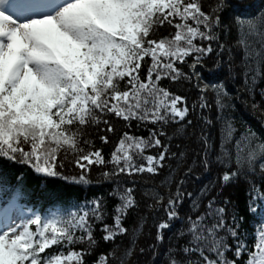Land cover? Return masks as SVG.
<instances>
[{
	"label": "snow or ice",
	"instance_id": "snow-or-ice-1",
	"mask_svg": "<svg viewBox=\"0 0 264 264\" xmlns=\"http://www.w3.org/2000/svg\"><path fill=\"white\" fill-rule=\"evenodd\" d=\"M228 7L226 0H216L207 12L202 0H0V159L28 165L48 177L60 175L57 168L68 161L81 173L64 179L82 185L90 183V166L104 168L100 175L114 181L109 195L117 200L111 225L103 223L99 198L66 214H32L19 222L0 218V264H85V256L98 244L92 221L103 225L101 239L106 243L115 245L118 236L128 233L123 220L138 204L134 183L127 186L119 177L155 176L165 167L166 158L185 156L183 151L170 153V147L172 139L187 134L192 121L183 122L190 108L184 97L163 87L162 80L198 82L200 96L191 110L199 109L205 125L212 120L204 113L216 107L222 122V150L211 157L208 134L201 130L203 151L198 163L205 171L212 163L224 169L217 177L221 188L239 178L264 176V138L251 129L237 137L233 120L221 116L238 96L233 97L223 81L204 83L196 71L207 58L219 57L225 50L220 35L231 29L221 14ZM230 7L237 33L234 46L242 52L244 89L252 93L264 81V13L249 17L239 5ZM165 25L174 31L157 37ZM182 65L189 71H183ZM260 91L264 93V88ZM208 92L213 93L211 103ZM107 115L123 120L129 128L132 121H137V127H158L148 129L147 137L124 132L106 159L102 149L85 138V129L103 123L106 128L101 131L114 132ZM170 123L179 126L177 136L165 131ZM161 137H167L168 143ZM100 140L109 143L107 135ZM154 148L158 154H148ZM192 174L193 168L188 167L184 176ZM185 182L178 181L167 196L158 188L144 193L151 201L148 209H162L167 217L156 224L158 244L163 243L172 222L181 219L179 206L185 198L192 200V212L200 208L193 193L184 190ZM250 189L259 192L254 181ZM210 191L205 186L199 196L206 197ZM252 199L264 201V192ZM228 203L225 198L223 206L217 205L212 197L204 205L206 211L187 215L183 220L187 227L177 231L176 239L187 236L188 240L178 248L169 246L165 264H237L245 256L244 264H264V221L254 230V243L249 246L240 230L243 218L226 219ZM249 211L257 209L250 204ZM142 230L143 221L134 232ZM77 244L87 247L76 249ZM229 251L234 259L229 258ZM133 252L127 247L117 258L118 264H126L125 258ZM115 256V251L101 253L93 264H110Z\"/></svg>",
	"mask_w": 264,
	"mask_h": 264
},
{
	"label": "trees",
	"instance_id": "trees-1",
	"mask_svg": "<svg viewBox=\"0 0 264 264\" xmlns=\"http://www.w3.org/2000/svg\"><path fill=\"white\" fill-rule=\"evenodd\" d=\"M216 0H202L204 11L209 10V6L214 4ZM228 8L221 14L226 25L231 29H225L228 34L220 35V43L225 45V50L221 56L215 54L207 58L203 66H198L196 71L201 73L204 83H217L223 81L227 85V91L236 99L230 101V110L222 113L221 116L227 115L230 117L237 129L236 136L238 137L245 129L254 130L261 138H264V93L260 88H264V81L260 82L258 88L249 93L244 89V80L241 75L242 52L238 47H235L237 33L235 27L232 26V9L231 5H239L241 9H245L244 15L252 17L264 13V0H226ZM174 31L169 26L159 28L156 33L157 37L168 35ZM218 61H222L218 65ZM232 61V65L229 62ZM189 62L191 59L189 58ZM183 71L188 72L187 65H182ZM146 72V66L141 71V76ZM231 73V76H230ZM234 77V78H232ZM198 82L195 79L171 82L168 79L162 80L161 85L168 88L174 94H178L186 99L190 108V112L186 120H191L192 124L187 127V134L183 138H174L171 140L170 153L185 152L183 159L166 158L165 167L159 170L158 175H134L132 177L122 175L119 180L127 186H133L134 196L138 206L131 209L126 218L123 220V225L129 231L126 235L118 236L115 245H119L117 250L112 242H104L101 237L103 235L101 228L102 224L92 221L94 226V236L98 241L97 246L91 251L90 255L85 256V264H93L101 253L115 251L116 256L112 258L110 264H118V257H121L125 249L131 246L134 249L131 257H126V264H165L167 256L166 250L170 245L177 248L184 244L188 237L185 236L180 240L176 239V233L182 227L186 228L187 224L183 223L184 218L192 214L199 215L206 211L204 205L212 197H216L217 205L223 206L225 198L230 203L226 205V219L231 220L232 216L237 219L243 218L240 222V230L247 235V243L252 246L254 243L253 232L264 221V201H253L254 195H259V192H264V176L259 174L254 175L249 179L239 178L227 187L221 188L217 177L224 171L216 163H212L211 167L205 169L198 163L203 145L199 142L201 130L208 134L210 143V156L216 157L217 152L221 151L222 143V122L218 118L217 109L213 105L210 112L204 113L211 118L212 124L205 125L200 117L199 109L191 110L194 103L198 102L200 92L196 87ZM209 102H212L213 93L208 92ZM256 108H253V105ZM114 126L115 131L108 133L101 131L106 125L101 123L98 126H89L85 129V138L93 141L94 147L102 149L105 158L107 159L113 150L116 142L124 132H130L137 136H148V129L156 128L157 125L147 124L137 127V121L131 122V128L126 126V122L112 115L105 117ZM179 126L169 124L165 126V131L168 136H177L176 129ZM107 135L109 143L104 144L100 140V136ZM164 143H168L167 137H161ZM177 145H180L178 148ZM231 147V146H229ZM159 149H151L148 154L156 155ZM63 159V157H61ZM196 161V163H194ZM143 163V161H140ZM110 167V166H108ZM188 167L193 168V174L187 177L184 176ZM232 167H235L233 165ZM104 168L90 166L88 173L90 183L87 185L77 184L64 177L79 176L81 169L75 167L73 163L64 161V166L58 167L57 171L60 175L56 177H48L43 174L36 173L31 167L25 164L17 163L7 159H0V212L8 210L12 206H20L26 214H40L42 217H47L52 213L66 214L71 211H77L82 205L87 202L99 198L103 201L102 211L104 212L103 223L111 225L113 223V208L117 203L114 196L109 195L113 191L114 181H105L100 175ZM199 177L198 179L196 177ZM166 179H171V183H167ZM181 179H185L184 190L193 193V196L200 201V208L196 212H192V200L185 198L179 206L181 219L172 222L170 229L165 231L162 244L156 243V224L167 219L164 211H150L147 207L151 201L144 195L145 191L150 188H158V191L167 196L176 189V183ZM254 181L259 192L250 189V182ZM162 182H165L162 185ZM208 186L211 191L208 196L201 198L200 190ZM166 203V200H165ZM253 205L257 211L255 213L249 211V205ZM143 221L142 232H134L136 226ZM135 241V243H131ZM232 244V240H228ZM85 244L74 245V248H86ZM144 249L143 252L140 249ZM178 256L181 260L185 259L183 254ZM229 258H233L232 252H228ZM193 258H196L195 256ZM247 256L237 261V264H244Z\"/></svg>",
	"mask_w": 264,
	"mask_h": 264
},
{
	"label": "rangeland",
	"instance_id": "rangeland-1",
	"mask_svg": "<svg viewBox=\"0 0 264 264\" xmlns=\"http://www.w3.org/2000/svg\"><path fill=\"white\" fill-rule=\"evenodd\" d=\"M31 215L32 214H26L23 209L17 205L10 207L8 210L3 211V213L0 212V218L7 216L8 218L15 220L16 222H19L21 219L28 218Z\"/></svg>",
	"mask_w": 264,
	"mask_h": 264
}]
</instances>
